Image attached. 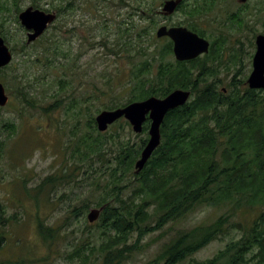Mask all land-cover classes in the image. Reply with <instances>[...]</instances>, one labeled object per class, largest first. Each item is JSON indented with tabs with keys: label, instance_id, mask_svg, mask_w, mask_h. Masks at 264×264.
Segmentation results:
<instances>
[{
	"label": "rangeland",
	"instance_id": "obj_1",
	"mask_svg": "<svg viewBox=\"0 0 264 264\" xmlns=\"http://www.w3.org/2000/svg\"><path fill=\"white\" fill-rule=\"evenodd\" d=\"M164 1L64 0L62 5L68 2L72 9L61 13L52 10L57 15L56 20L39 39L27 44V30L20 25L18 14L27 7L41 11L51 9L61 0H0V37L13 56L11 63L0 71V83L11 81L7 87L4 85L8 103L0 108V204L4 216L9 218L7 226L0 225V264H12L14 256L21 260L26 256V264H80L77 259L68 260L67 256L80 240L97 241L99 228L85 227L93 225L87 222L86 214L88 209L95 207L97 197L104 194L108 185L117 139H109L110 150L106 149L102 158H93L91 162L89 173L95 169L92 175L98 179L97 187H90L88 181L81 180L80 172L87 168L83 165L81 170L77 169L75 145L79 136L91 133L95 137L96 132L89 126L91 118L94 120L101 111L110 110L105 107L112 102L118 108L126 104L127 96H119V92L141 67V62L151 59L150 54L166 42L155 37L158 27H186L189 22L205 31L202 38L210 45L216 39L223 40L215 45L219 52L217 57V54H210L205 59L210 51L198 57L205 59V66L215 68V77L209 82L216 80L218 90L223 89L225 93L232 86L241 91L248 88L246 79L252 70L254 40L256 35L264 34V0L246 3L217 0L214 8L199 18L188 16L187 8L164 17L159 13ZM192 1L185 0L188 4ZM139 3L141 10L135 8ZM143 29L151 34L145 36ZM165 61L174 62V56H167ZM156 70L154 64L153 71ZM17 83L22 87L20 91L27 92L34 101V108L22 101ZM259 91L256 90L261 95ZM57 100H61L62 105L52 110ZM49 107L52 108L45 113L44 109ZM5 122L14 133L2 128ZM112 125L101 133L102 136H115L118 132L131 143H138L145 137L142 132L135 134L129 124L123 130ZM64 169L71 178L70 183L57 184L50 191L45 189L37 202L23 193L24 185L34 187L47 176L59 175ZM123 192L129 193L128 190ZM85 203L89 205L87 210L83 209ZM74 208L81 212L77 217L70 214ZM226 209H198L165 226L163 231L148 233L140 240H135L133 234L128 244L136 243L138 249L121 264L149 262L175 232L209 224ZM257 213L252 208L237 207L232 220L249 224ZM38 218L43 224L58 229L56 240L42 241L36 229ZM232 230L230 236L239 235L237 229ZM228 240L229 237H220L211 241L179 264L211 259L224 249ZM88 264H101V261Z\"/></svg>",
	"mask_w": 264,
	"mask_h": 264
},
{
	"label": "trees",
	"instance_id": "obj_2",
	"mask_svg": "<svg viewBox=\"0 0 264 264\" xmlns=\"http://www.w3.org/2000/svg\"><path fill=\"white\" fill-rule=\"evenodd\" d=\"M63 2L61 0L44 12L54 10L61 13L72 9L70 3L63 6ZM216 2L193 0L188 4L184 1L177 11L187 8L188 16L199 18L209 13ZM140 6L139 3L135 8L140 9ZM185 26L199 36H205V31L196 24L188 22ZM143 34L148 37L151 33L143 29ZM163 39L165 44L150 54L151 59L141 62V67L128 79L119 96H127L126 104L151 96L164 98L176 89L190 91L191 97L185 105L166 114L160 128V145L138 174L134 173V162L146 144L149 122L143 124L145 137L138 143H131L118 132L115 136H102L96 131L95 121L90 119L89 126L96 132L95 137L91 133L79 136L75 145L77 169L81 170L83 165L87 168L80 172L81 180L88 181L90 187H97L98 179L92 175L95 169L89 173L93 158L100 159L107 153L109 139L116 138L118 146L112 156L108 185L94 203L95 207L105 208L97 222L85 225L86 228H99V237L93 242H86L87 238L80 240L67 259H77L80 264L98 261L101 264H121L138 249L136 243L128 244L133 234L135 240H140L148 233L163 231L165 226L198 209L227 207L209 224L175 232L160 252L145 264H179L220 237H229L224 249L211 259L193 261V264H264V95L248 88L241 91L236 86L225 93L223 89L218 90L216 80L209 82L215 77V68L205 66V59L210 54H219L215 45L223 40L212 41L210 53L203 60L168 62L165 58L172 55V43ZM153 40L157 42L154 37ZM54 52L57 53L55 49ZM48 61L46 58L45 62ZM154 64L157 65L155 72ZM10 83L7 80L3 86ZM18 88L22 101L34 108V101L28 93L20 91L22 87ZM60 105L62 101L57 100L53 108H46L44 112ZM117 106L112 102L105 108L111 110ZM115 125L119 130L129 126L123 119L112 126ZM2 128L14 133L8 122L3 123ZM61 173L47 176L31 188L24 185L22 191L37 202L45 189L50 191L57 184L71 182L67 169ZM125 190L129 191L127 195L123 192ZM241 206L258 212L251 223L232 220L234 211ZM88 207L87 203L83 204L84 210ZM70 214L77 217L81 212L74 208ZM8 221L0 204V225L7 226ZM232 228L237 229L239 235L230 236ZM36 229L43 242L58 238V229L43 224L39 218Z\"/></svg>",
	"mask_w": 264,
	"mask_h": 264
},
{
	"label": "water",
	"instance_id": "obj_3",
	"mask_svg": "<svg viewBox=\"0 0 264 264\" xmlns=\"http://www.w3.org/2000/svg\"><path fill=\"white\" fill-rule=\"evenodd\" d=\"M245 3L247 0H238ZM183 0H165L159 13L168 17L171 16L181 5ZM20 25L27 30L26 43L30 44L37 40L56 20L55 13L27 7L18 14ZM157 39L167 38L172 42V53L177 62L195 60L209 51V42L198 36L196 33L182 26H160L155 32ZM255 52L252 57V70L246 80L247 87L251 90L264 91V34H258L254 40ZM12 61V53L2 37H0V70L8 66ZM190 91L176 89L164 98L155 96L148 97L141 101L131 102L123 107L113 110H103L96 115L94 121L97 131L105 132L110 125L124 119L130 125L135 134H140L143 124L148 120V140L142 148L139 158L134 163V173L142 171L153 152L160 145V128L166 114L176 108L185 105L190 98ZM4 86L0 83V108L8 103ZM105 206L91 208L86 214L89 224L95 223L104 210Z\"/></svg>",
	"mask_w": 264,
	"mask_h": 264
},
{
	"label": "flooded vegetation",
	"instance_id": "obj_4",
	"mask_svg": "<svg viewBox=\"0 0 264 264\" xmlns=\"http://www.w3.org/2000/svg\"><path fill=\"white\" fill-rule=\"evenodd\" d=\"M184 1L185 0H183V3H184ZM249 76V75H248ZM248 78V77H247ZM247 80V79H246ZM254 91H256V90H254ZM261 92H264V91H262V90H260ZM2 246V237H0V247ZM15 256L13 257V259H11V261H10V263H12V264H26L27 262H26V260H25V258H27L26 256H24V258L21 260V259H18V257L17 258H15ZM2 260H5V259H2ZM6 261H9V260H7L6 259Z\"/></svg>",
	"mask_w": 264,
	"mask_h": 264
}]
</instances>
